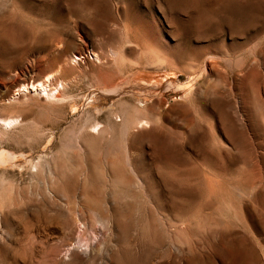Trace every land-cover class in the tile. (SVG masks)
<instances>
[{
  "label": "rangeland",
  "instance_id": "374dc122",
  "mask_svg": "<svg viewBox=\"0 0 264 264\" xmlns=\"http://www.w3.org/2000/svg\"><path fill=\"white\" fill-rule=\"evenodd\" d=\"M263 62L264 0H0V264H264Z\"/></svg>",
  "mask_w": 264,
  "mask_h": 264
},
{
  "label": "bare ground",
  "instance_id": "6f19581e",
  "mask_svg": "<svg viewBox=\"0 0 264 264\" xmlns=\"http://www.w3.org/2000/svg\"><path fill=\"white\" fill-rule=\"evenodd\" d=\"M162 46H163V45H162ZM163 49H169V48H163ZM171 49H172V48H171ZM96 56H97V55H96ZM174 56H175V55H172V53H171V54H167V55H166V58H167L168 60L174 62V61H175V59H174L175 57H174ZM83 58H84V57H83ZM92 59H93V58H92ZM77 60H78V59H77ZM174 63H175V62H174ZM263 63H264V62H263ZM218 67H219V66H218ZM219 68H220V67H219ZM219 70H220V69H219ZM222 70H223V69H222ZM256 70H257V69H255V70L251 69V70H249L248 72L246 71L247 73H246L245 78H244L243 80L240 81V84H241L245 89L247 88V90H248V88H249L250 86H252V82L254 83L253 78L256 77V78L258 79V77L256 76V75H257ZM216 73H218L217 75L220 76V77L222 78L221 80H223L224 83H229V82H230V78H231V77L229 78L230 75H228L227 71L223 70V72L221 71V73H220L219 71H217ZM241 75H242V74H241ZM27 79H28V78H27ZM46 80H47V79H46ZM254 80H255V79H254ZM44 81H45V80H44ZM40 82H42V80H41ZM40 82H39V83H40ZM48 82H49V81H48ZM23 83H24V82H23ZM32 83H33V82H32ZM44 83H45V82H43V84H44ZM230 83H231V82H230ZM230 83H229V84H230ZM18 84H19V83H18ZM33 84H34V83H33ZM33 84H32L31 86H29L30 84H28V89H29V87H30V88L33 89V90H34V89H37V90H38V88H40L42 91H43V90H46V87L44 86L45 84H44V85H43V84H40V85H39V84L36 83L37 86H35V85H33ZM19 85H20V84H19ZM24 85H25V84H24ZM38 85H39L40 87H38ZM57 86H58V85H57ZM22 87H24V86L22 85ZM227 87H228V86H227ZM230 87H231V86H230ZM253 87H254V86H253ZM253 87H252V88H253ZM24 88H25V90H26L27 86L25 85ZM24 88H20V87H19L18 91H19L20 89L23 90ZM231 88H232V87H231ZM47 89H48V88H47ZM206 89H207V87H206ZM253 89H254V88H253ZM253 89H252V90H253ZM25 90H24V91H25ZM37 90H36V92H37ZM41 90H40V91H41ZM237 90H238V89H237ZM24 91H23V92H24ZM29 91H30V90H29ZM228 91H229V90H228ZM240 91H241V90H240ZM249 91H250V90H249ZM20 92H21V91H20ZM26 92H27V91H26ZM58 92H59V91H58ZM60 92H61V91H60ZM233 92H234V91H233ZM243 92H244V91H243ZM241 93H242V92H241ZM252 93H254V91H252ZM17 94H18V93H17ZM42 94H43V93H42ZM44 94H45V93H44ZM47 94H49V93H47ZM50 94H51V90H50ZM57 94H58V93H57ZM15 95H16V93H15ZM58 95H59V94H58ZM11 96H12V95H11ZM48 96H50V95H48ZM56 97H57V96H56ZM56 97H55V98H56ZM58 97H60V96H58ZM246 99H247V98H246ZM255 99H256V98H255ZM242 101H243V100H242ZM248 102H249V101H248ZM250 105H251V104H250ZM201 107H202V106H201ZM243 107H244V106H243ZM247 107H248V106H247ZM245 108H246V107H245ZM244 111H245V110H244ZM24 114H25V113H24ZM24 114H23V115H24ZM245 114H246V113H245ZM11 117H12V116H11ZM11 117H10L9 119H6V120H5L4 126L11 125V124H13V122H15V119L13 118L14 116H13L12 118H11ZM15 117H16V116H15ZM19 117H20V115H19ZM247 117H248V116H247ZM16 118L18 119V117H16ZM20 118H21V117H20ZM23 118H24V117H23ZM0 119H2V117H1ZM21 119H22V118H21ZM27 119H28V118H27ZM250 119H251V118H250ZM118 120H121V118L118 119ZM21 121H22V120H21ZM19 123H20V125L22 124V122H19ZM19 123H16V124L19 125ZM16 124H15L14 126H16ZM2 125H3V124H2ZM2 125H1V126H2ZM147 125H149V124H147V121H141V122L137 123V127H138V128H140V127H145V126H147ZM11 126H12V125H11ZM111 128H112V126H111ZM5 129H6V127H5ZM104 130H105V129H104V124H101L100 122L97 123V124L94 126V128H93V131L96 132L97 134H99L98 132H100V131H104ZM106 130H107V129H106ZM0 132H1V130H0ZM2 132H3V131H2ZM151 163H152V162H151ZM144 165H145V164H144ZM94 166H95V165H94ZM98 168H99V167H98ZM115 169H116V168H115ZM37 170H39V169L37 168ZM37 170H36V171H37ZM119 170H120V169H119ZM148 170H149V169H148ZM97 171H98V170H97ZM116 171H117V170H116ZM116 171H114V172L116 173ZM150 171H151V170H150ZM146 173H147V172H146ZM96 175H97V174H96ZM98 175H99V174H98ZM116 175H117V174H116ZM138 175H139V174H138ZM147 175H148V174H147ZM148 176H150V175H148ZM152 176H153V175H152ZM92 177H93V176H92ZM119 177H120V176H119ZM146 178L148 179V177H146ZM100 179H101V178H100ZM143 179H145V178H143ZM131 181H132V180H131ZM119 182H120V181H119ZM148 183H150V185H151V182H148ZM155 183H156V182H154V184H155ZM154 184H153V185H154ZM98 188H99V187H98ZM145 188H146V187H145ZM149 190H150V189H149ZM151 191H152V190H151ZM148 192H149V191H148ZM86 193H87V192H86ZM86 193H85V194H86ZM93 193H94V192H93ZM100 193H101V192H100ZM149 194H150V193H149ZM157 195H158V194H157ZM88 196H89V195H88ZM94 196H95V195H94ZM102 196H103V195H102ZM155 197H156V196H155ZM155 197H154V198H155ZM92 198H93V197H92ZM92 198H91V199H92ZM96 198H97V197H96ZM102 198H103V197H102ZM102 198H101V199H102ZM156 198H157V197H156ZM88 199H90V198H88ZM101 199H100V200H101ZM104 199H105V198H104ZM98 200H99V199H98ZM151 200H152V199H151ZM156 200H157V199H156ZM90 201H91V200H90ZM95 201H96V203H100V201L97 202V199H96ZM152 201H153V200H152ZM154 201H155V200H154ZM85 202H86V201H85ZM87 202H88V201H87ZM87 202H86V203H87ZM103 202H104V201H103ZM103 202H102V203H103ZM155 202H156V201H155ZM157 202H158V201H157ZM157 202H156V203H157ZM88 203H89V202H88ZM78 204H80V203H78ZM78 204H77V205H78ZM83 204H84V203H83ZM90 204H91V203H90ZM90 204H89V205H90ZM161 204H162V203H160V205H161ZM93 205H94V204H93ZM98 205H102V204H98ZM106 205H107V204H106ZM119 205H120V204H119ZM155 205H156V204H155ZM80 206H81V205H80ZM82 206H83V205H82ZM82 206H81V207H82ZM102 206H103V205H102ZM102 206H101V207H102ZM117 206H118V205H117ZM99 207H100V206H99ZM69 208H70V206H69ZM69 208H68V209H69ZM77 208H78V207H77ZM83 208H84V207H83ZM90 208H91V207H90ZM75 209H76V208H75ZM81 209H82V208H81ZM76 210H77V209H76ZM76 210H75V211H76ZM79 210H80V207H79ZM79 210H77L76 212H78ZM86 210H88V209L86 208ZM89 210H91V209H89ZM71 211H72V209H71ZM80 211H81V210H80ZM80 211H79V212H80ZM158 211H159V210H158ZM60 212H61V211H60ZM73 212H74V210H73ZM79 212H78V213H79ZM78 213H77V214H78ZM80 213H83V212H80ZM97 213H98V211H97ZM100 213H101V212H100ZM100 213H99V214H100ZM102 213H103V212H102ZM60 214H61V213H60ZM64 214H65V213H64ZM77 214L74 213L75 217H76ZM67 215H68V214H67ZM101 215H102V214H101ZM110 215H111V214H110ZM153 215H154V214H153ZM59 216H60V215H59ZM64 216H65V215H63V216H61V217L63 218ZM68 216H69V215H68ZM68 216H67L66 218H68ZM77 216H78V215H77ZM81 216H82V215H81ZM112 216H113V215H112ZM112 216H111V217H112ZM72 217H73V216H72ZM85 217H86V216L84 215V218H85ZM113 217H114V216H113ZM59 218H60V217H58V219H59ZM62 218H60V220H61ZM79 218H80V217H79ZM154 218H155V216H154ZM63 219H65V218H63ZM72 219H73V218H71L70 220H72ZM76 219H77V218H76ZM108 219H109V218H108ZM110 219H111V218H110ZM170 219H171V218H170ZM180 219H181V218H180ZM68 220H69V218H68ZM79 220H81V219H79ZM113 220H114V219H113ZM150 220H151V219H150ZM51 221H52V220H51ZM62 221H63V220H62ZM85 221H86V220H85ZM118 221H119V220H118ZM58 222L61 223V221H58ZM76 222H80V221L77 220ZM165 222H167V221H165ZM53 223H54V222H53ZM65 223H66V221H65ZM70 223L72 224V223H75V222H73V221L71 222V221H70ZM82 223H85V224H86V222H83V221H82ZM82 223H81V225H82ZM87 223H88V222H87ZM107 223H109V222L107 221L105 225H107ZM113 223H114V222H113ZM122 223H123V222H122ZM154 223H155V221H154ZM61 224H62V223H61ZM61 224H60V226H61ZM71 224H70V227H71ZM110 224H111V222H110ZM120 224H121V223H120ZM184 224H185V223H184ZM186 224H187V223H186ZM63 225H64V224H63ZM78 225H80V224H78ZM86 225H87V227H88V229H89L88 224H86ZM101 225H102V224H101ZM112 225H113V224H112ZM131 225H132V224H131ZM155 225H156V224H155ZM64 226H65V225H64ZM151 226H152V225H151ZM182 226H183V225H182ZM182 226H181V227H182ZM65 227H66V226H65ZM67 227H68V226H67ZM70 227H69V228H70ZM79 227H80V226H79ZM102 227H103V226H102ZM107 227H108V226H106V228H107ZM110 227H111V226H110ZM110 227H108L107 229H109ZM170 227H171V226H170ZM178 227H179V226H178ZM186 227H187V226H186ZM57 228H58V227H57ZM69 228H68V229H69ZM121 228H122V227H121ZM147 228H148V227H147ZM172 228H173V227H172ZM63 229H64V228H62V231H63ZM81 229H84V228H81ZM102 229H103V228H102ZM156 229H157V228H156ZM164 229H165V228H164ZM178 229H179V228H178ZM182 229H184V226L182 227ZM185 229H187V228H185ZM66 230H67V229H66ZM75 230H76V229H75ZM85 230H86V228L82 231L84 234L81 233V236H82V235L85 236V234H86ZM109 230H110V229H109ZM111 230H112V228H111ZM122 230H123V229H122ZM161 230H162V229H161ZM161 230H160V231H161ZM79 231L81 232V230H79ZM103 231H104V230H103ZM114 231H115V230H114ZM144 231H145V230H144ZM189 231H190V230H189ZM189 231H188V233H189V235H191V233H190ZM68 232H69V231H67V233H68ZM151 232H152V231H151ZM153 232H154V231H153ZM179 232H180V231H179ZM56 234H57V233H56ZM58 234H59V233H58ZM79 234H80V233H79ZM103 234H104V232H103ZM107 234H109V232H107ZM150 234H151V233H150ZM155 234H157V233L155 232ZM151 235H152V234H151ZM183 235H184V232H183ZM107 236L109 237V235H107ZM185 236H186V235H185ZM94 237H95V236H94ZM80 238H81V237H80ZM84 238H85V237H84ZM95 238H96V237H95ZM156 238H157V237H156ZM52 239H53V238H52ZM62 239H63V238H62ZM70 239H71V238H70ZM72 239H73V238H72ZM85 239H86V238H85ZM98 239H99V238H98ZM98 239H97V241H98ZM188 240H189V239H188ZM73 241H74V240H73ZM76 241H78V240H76ZM80 241H81V240H79V242H80ZM88 241H89V240H88ZM90 241H91V240H90ZM94 241H95V239L93 240V242H94ZM68 242H69V241H68ZM81 242H82V241H81ZM81 242H80V243H81ZM80 243L78 244V242H77L78 245H81ZM83 243H84V242H83ZM95 243H96V242H95ZM77 244H76V246L73 245V244H72V240H71V243H70V242L67 243V244H66V246H67V247H66V251H67V253L69 254V252H71V253H74V254H75L74 251H75V250L77 251V249L81 248L80 246L78 247ZM93 244H94V243H93ZM53 245H54V244H53ZM53 245H52V246H53ZM57 245H58V244H57ZM57 245H56V246H57ZM94 245H95V244H94ZM58 247H60V246L58 245ZM85 247H86V246H85ZM190 247H191V246H190ZM82 248H84V246H82ZM88 248H89V247H88ZM88 248H84V249H88ZM91 248H92V247H91ZM64 249H65V248H64ZM96 249H97V248H96ZM46 250H47V249H46ZM82 250H83V249H81L80 251H82ZM94 250H95V249H94ZM97 250H98V249H97ZM179 250H180V249H179ZM58 251H60V252H58ZM83 251H84V250H83ZM86 251H87V250H86ZM86 251H85V252H86ZM132 251H133V250H132ZM46 252H47V251H46ZM46 252H45V256H46V254H47ZM88 252H90V251H88ZM88 252H87V253H88ZM94 252H95V251H94ZM101 252H102V251H101ZM183 252H184V251H183ZM188 252H189V251H188ZM64 253H66V252H64ZM64 253H63V254H64ZM78 253H79V252H78ZM80 253H81V252H80ZM80 253H79V254H80ZM82 253H83V252H82ZM90 253H91V252H90ZM181 253H182V252H181ZM56 254H58V256H60L59 254H61V249L58 250L57 247H53L52 249H50V250L48 251V254H47V255H49L50 258H49V261H48L47 264H59L60 261H55V260L57 259V257H55V260L53 259L54 257L51 258L52 255H56ZM63 254H62V256H63ZM76 254H77V253H76ZM94 254H96V253H94ZM98 254H101V253L99 252ZM69 255L72 256V254H69ZM89 255H90V254H89ZM130 255H131V254H130ZM180 255H181V254H180ZM71 256H70V257H71ZM76 256H77V255H76ZM80 256H82V255H80ZM86 256H88V255H86ZM66 257H67V256H66ZM66 257H65V258H66ZM70 257H69V258L67 257L68 260L70 259ZM77 257H78V256H77ZM91 257H94V256H91ZM188 257H189V256H188ZM59 258H60V257H59ZM59 258H58V259H59ZM72 258H73V257H71V259H72ZM85 258H86V257H85ZM131 258L133 259V257H131ZM189 258H190V257H189ZM61 259H64V258H61ZM71 259H70V261H71ZM47 260H48V259H47ZM47 260H46V261H47ZM65 260H67V259H64V261H65ZM74 260H75L76 262H78L77 259H76V257H75ZM74 260H73V262H74ZM86 260H87V259H86ZM86 260H85V261H86ZM90 260H91V259H90ZM130 260H131V259H130ZM62 261H63V260H62ZM87 261H88V260H87ZM101 261H102V260H101ZM73 262H72V263H73ZM79 262H80V261H79ZM122 262H123V261H122ZM63 263L65 264L66 262H63ZM70 263H71V262H70ZM70 263H69V264H70ZM61 264H62V263H61ZM74 264H75V263H74ZM105 264H106V263H105Z\"/></svg>",
  "mask_w": 264,
  "mask_h": 264
}]
</instances>
